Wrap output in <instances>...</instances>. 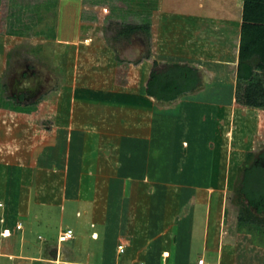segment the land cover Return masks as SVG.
<instances>
[{"label":"rangeland","instance_id":"374dc122","mask_svg":"<svg viewBox=\"0 0 264 264\" xmlns=\"http://www.w3.org/2000/svg\"><path fill=\"white\" fill-rule=\"evenodd\" d=\"M242 6L243 0H0V71L3 69L0 72V100L9 109L28 112L33 106L20 107L8 100L10 93L5 88L7 80L28 67L40 73L43 78L39 94L30 100H38L39 116L33 114L16 117L12 113H0V166L12 165L14 173L11 174L17 176L19 162L27 157L33 163L36 151L47 145L38 161L52 170L48 162L57 161L62 164L65 160L67 131L65 133L64 128L68 121H73L74 127L77 124L109 122L113 124L112 131L116 132L122 123L135 119L131 115L133 111L138 110L140 119L152 109L158 111L157 103L145 96L143 84L149 78V71L174 66L177 61L192 65L200 63L204 66L196 67L204 78L221 69L223 71L218 72L221 76L215 81L210 84L206 81L201 91L198 90L205 97L201 107L190 104L191 97L184 98L186 103H182L181 107L191 116L188 115L192 131L189 135L192 142L189 150L196 155L197 162L202 160L207 171L213 170L211 180H214L216 188H227L230 194L241 181L248 162L264 150V107L260 97L264 75L259 73L248 82L232 79L233 83H224V76L232 75L235 66H216L223 54L217 56L215 49L206 44L210 42L208 37L213 30L222 33L230 29L234 36L240 32ZM147 18L152 25L150 31H138L129 39L117 37V31L124 24L144 22ZM227 18H233L235 27ZM67 21L73 23L69 28ZM14 30L19 33L23 31L24 34H14ZM68 30L69 34L64 40L60 39ZM197 31L200 37H196ZM5 32L14 38L7 41ZM17 35L28 39H17ZM194 36L196 38L192 39ZM58 38L62 41H57ZM137 40L144 46L143 52H137ZM196 40L199 41L197 45ZM3 43L7 45L5 54L2 51ZM219 93L223 98H219ZM58 95L73 96L74 100L61 104L55 100ZM248 95L252 98L250 101L246 99ZM98 96L115 98L117 105L113 104L109 110L114 108L113 111L117 112L120 108V114H124L123 119L116 118V113L112 116L105 112L103 103L92 102ZM137 102L139 105L136 106ZM195 106L197 110H194ZM55 110H59L60 119H57V114L52 115ZM71 111L72 120L68 116ZM100 112L103 117H96L94 113ZM181 119L179 112V124ZM53 125L60 137L51 146L55 140ZM107 135L113 137L111 130ZM53 172L49 173L51 177L55 176ZM106 180L104 178L103 181ZM3 182L1 178L0 191ZM37 182L42 184L41 180L35 179V186ZM105 190L106 185L91 191L93 197L105 199ZM0 199H3L1 193ZM75 203L66 201L63 229L72 227L78 236L77 228L81 225L82 217L76 216L78 206ZM57 209L60 210L59 206L47 217L50 221L57 215ZM205 213L197 209V226L204 225ZM33 218L30 212L27 220H24L26 228L23 245L20 241L14 243L3 238L0 241L2 252L9 250L20 254L22 249L28 252L34 248L33 254L37 255L35 251L39 250L40 243L48 241L50 229L45 230L38 223L34 224ZM57 223L56 226L52 225L56 230ZM10 262L6 256H0V264Z\"/></svg>","mask_w":264,"mask_h":264},{"label":"crops","instance_id":"0c3cea01","mask_svg":"<svg viewBox=\"0 0 264 264\" xmlns=\"http://www.w3.org/2000/svg\"><path fill=\"white\" fill-rule=\"evenodd\" d=\"M241 11L240 22L243 25V6ZM227 19L235 27L233 18ZM72 24L67 21L68 28ZM69 31L62 34L60 39L66 37ZM241 31L242 27L236 36L232 31L230 33V29L222 33L214 30L209 33L210 42L206 45L212 46L217 56L223 54L216 66H235L232 75L228 74L229 78L226 77L228 75L224 76V83H229L232 79L238 80ZM19 34L24 33L21 31ZM5 35L7 41L14 38L11 34L7 35V32ZM22 35H17V39H28ZM59 35L58 32L57 36ZM197 36H201L198 31ZM58 39L57 41H62ZM137 42L139 44L135 48L138 50L141 41ZM195 42L196 45L199 43L198 40ZM5 46L7 45L3 43V54ZM204 47L203 43L202 48ZM183 64H189L198 70L199 86L193 93L169 103L157 101L147 94V78L143 84L145 96L157 103L158 111L152 109L142 119L137 115L138 110L133 111L131 115L135 119L122 123L116 132L112 131L113 124L109 122L77 124L76 127L73 126V121H68L66 125L64 123V132L67 131L65 160L62 164L57 161L48 162L52 170L38 161L47 145L36 151L33 163L32 159L27 160L23 156L25 160L19 162L17 176L11 174L14 173L12 165L8 167L5 164L3 168L0 166V177L5 182V188L3 182L0 191L3 198L0 199L3 204L0 217H4L5 226L12 229V234L4 240L14 243L20 241L23 245L26 228L24 220H27L30 212L34 215V224L38 223L45 230L50 229L48 241L40 243L38 252L35 251L37 255L33 254V247L28 252L22 249L20 254H15L9 250L2 252L0 246V256L11 260L5 264H197L201 257L209 264H264V233L248 222L251 213L258 218H264V213H258L257 208L249 205L247 194L242 193L244 177L230 194L227 188L217 189L214 180H211L213 170L207 171L202 160L200 165L195 160L196 155L189 150L192 144L189 135L192 131L190 132L191 124L188 121L191 116L181 105L186 103L184 98L191 97L190 104L201 107L205 97L203 98L200 88L206 81H209L207 84L215 81L221 76L218 72L223 70L204 78L196 67L204 64ZM220 93L219 98H223ZM7 98L20 107H33L28 112L16 111L3 105L0 100V113L3 115L12 113L16 117H24L33 114L39 116L41 113L38 110V100L26 103L12 96ZM55 100L65 104L74 98L58 95ZM116 101L113 97L105 99L103 96L92 100L103 103L105 112L111 113L110 115L116 113V118L123 119L124 114L122 111L120 114V108L117 112L113 111L114 108L109 110L113 104L117 105ZM138 102L136 106L139 105ZM197 109L195 106L194 110ZM72 112L70 115L68 113L71 120ZM179 112L182 119L187 116L181 119L180 124ZM55 114L60 119L59 110H55L52 115ZM94 114L96 117H103L102 112ZM52 129L55 140L51 146L60 137L54 125ZM109 130L113 137L107 135ZM93 164L96 166L93 167ZM51 171H54V177L49 174ZM104 178L107 180L103 181ZM35 179L41 180L42 184L37 182L35 186ZM105 185V199L93 197L91 190L97 191V188ZM66 201L77 203L76 216L82 217L79 223L81 225L77 228L78 236L72 227H67L74 230V237L59 242L60 232L67 230L63 229ZM57 206L60 210L57 209V215L50 221L47 217ZM247 206H250L249 211ZM198 208L200 212H206L203 226L196 225ZM17 222L23 225V229H16ZM56 222L57 230L52 227L56 226ZM95 232L98 233L97 237L93 234ZM121 244L126 245L123 253L119 252ZM10 255L17 258H11ZM54 258L60 259V262L57 263Z\"/></svg>","mask_w":264,"mask_h":264},{"label":"trees","instance_id":"16d2710c","mask_svg":"<svg viewBox=\"0 0 264 264\" xmlns=\"http://www.w3.org/2000/svg\"><path fill=\"white\" fill-rule=\"evenodd\" d=\"M151 28L149 18L144 22L124 24L117 31V37L123 36L129 39L134 33L150 31ZM14 34L19 32L14 30ZM53 35L54 33L50 36ZM173 65L166 66L162 70L155 68L151 70L147 84V94L150 97L169 103L196 91L200 81L198 70L189 64L174 62ZM259 73L264 75V0H243V25L237 78L242 82H248ZM261 91V103L264 107V83L261 85ZM246 99L250 101L252 98L248 95ZM243 184L242 193L247 194L249 205L257 208L258 213H264V166L260 160H255L245 169ZM249 207H246L248 211ZM249 216V224L264 233V218H258L252 213Z\"/></svg>","mask_w":264,"mask_h":264},{"label":"flooded vegetation","instance_id":"af4514ba","mask_svg":"<svg viewBox=\"0 0 264 264\" xmlns=\"http://www.w3.org/2000/svg\"><path fill=\"white\" fill-rule=\"evenodd\" d=\"M143 49H144V46L141 44V45H139V49H138L137 52H141V50L143 52ZM26 66H27V64H26ZM238 66H239V63H238ZM36 75H39L40 77H42L40 73H38L37 71H34V69L28 67L27 69H24V71H22L21 73L17 72V74L15 76H13L9 80H7V84H6L5 88L8 89V92L10 93V96L14 97L18 101L30 103V100L37 94L38 89L32 94L30 91L22 92V90H21L22 87L21 86L24 83H27V82H30V81H32V83H34L33 78H37ZM41 86H43V82L41 83ZM40 90H41V88H40ZM256 156L257 157H255L254 159H251L248 162V164L246 165L245 169L248 166H250L251 164H253L255 162V160L256 161L260 160L262 166H264V150L260 151V153H258V155H256ZM243 177H244V173H243Z\"/></svg>","mask_w":264,"mask_h":264},{"label":"built area","instance_id":"2783aa9c","mask_svg":"<svg viewBox=\"0 0 264 264\" xmlns=\"http://www.w3.org/2000/svg\"><path fill=\"white\" fill-rule=\"evenodd\" d=\"M107 9L108 8H106V11H107ZM2 207H3V204L0 203V209ZM15 227H16L17 230L23 229V225L20 222H17L15 224ZM11 234H12V229L5 226V218L4 217H0V241L3 240V238H5V237L10 236ZM93 234L96 237L98 235L97 232H95ZM73 237H74V230L73 229H67L65 231H61L60 232V234L58 236V241L59 242H64V241L69 240V239H71ZM125 250H126V245L125 244H121L119 246V252L123 253V252H125ZM10 257L13 258L12 255ZM14 257H15V255H14ZM54 260L57 261V263L60 262V259H58V258L57 259L54 258ZM197 264H209V263L207 262V260L205 258L201 257V258L198 259Z\"/></svg>","mask_w":264,"mask_h":264},{"label":"water","instance_id":"95a60500","mask_svg":"<svg viewBox=\"0 0 264 264\" xmlns=\"http://www.w3.org/2000/svg\"><path fill=\"white\" fill-rule=\"evenodd\" d=\"M37 78H33L34 83H32V81L24 83L21 87L22 92H28L30 91L32 94L38 89H40L41 83L43 82L42 77H40L39 75H36ZM37 91V93H38ZM33 96V95H32Z\"/></svg>","mask_w":264,"mask_h":264}]
</instances>
